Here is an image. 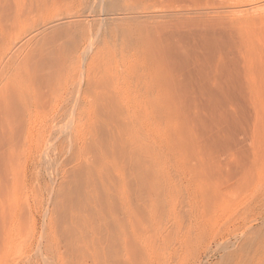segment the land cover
Masks as SVG:
<instances>
[{
    "label": "rangeland",
    "instance_id": "obj_1",
    "mask_svg": "<svg viewBox=\"0 0 264 264\" xmlns=\"http://www.w3.org/2000/svg\"><path fill=\"white\" fill-rule=\"evenodd\" d=\"M28 1L24 0V3H28ZM45 1L36 0L33 3L34 5L39 2L40 9L43 7V10H47L41 9L39 13L34 12L37 20L34 13L30 15L28 11H25L21 21L16 23L12 22L9 17L13 14L14 6L16 7L15 1L12 2L13 10H8L7 4L11 5L10 0H0L1 32L7 30L2 33L8 40L3 38L8 42L7 44L5 41L6 44H4L8 46H5L6 49H4L9 48V53L18 51L17 54H14L16 56H13L14 60L11 59V53L9 56L4 50L8 54L6 57L7 54L4 51H2L3 54L0 53V90L6 88L5 80L12 79L10 82L12 81L13 85L8 82L13 87L8 83L9 88L18 90L21 88L18 83L22 84L20 91L13 90L14 95L23 89L22 91L25 90L26 94L32 92V97L36 96L39 99L36 98L34 102L28 101L30 108L29 105L28 107L24 105L27 110L21 107L16 114H5L0 110V264H77L82 261L85 264H103L104 258H108V256L117 262H124L129 258L133 264H247L245 257H249L250 254H248V250H244V246H247L248 249L255 243L259 246L253 260L248 261V264H260L257 260L264 257V223H262L264 222V76H261L264 68L256 65V72L260 75L250 80L245 79L242 73L244 72L242 67L244 58L236 48V34L229 31L230 35H228L225 30L220 37L216 34L217 32L214 34L210 30V34L213 35H209V37L207 35L209 39L205 38L203 34V37H200L202 39H199V36L195 35L197 30L191 25L193 18L207 19L201 23L211 24L228 20L220 13L221 11L249 8L252 4H258L257 1L52 0L53 3L50 0L53 4L49 0L47 3ZM27 3L25 6H28ZM21 6L25 8L23 3L20 4V8L23 9ZM9 11L12 12L8 14ZM43 12L48 15H43ZM136 17L137 19H135ZM241 17L234 15L231 18L235 20ZM31 19L38 21V24L35 25V20ZM70 21L73 24H70ZM127 23L135 26L142 25V28L146 29H151V27L155 29L156 27V31L159 27L158 32H161L163 46H165V48L161 46L162 52L164 49L166 50L165 57L172 65L173 76H176L174 79L171 78L172 76L169 77L173 80L168 78L167 88L169 90L167 89V92L169 94L166 96L167 100L165 98V103L169 109L161 112L159 126L145 127L149 123L146 118L141 117L137 108L139 107L141 112V109H144L149 103L146 100L150 97L149 95L146 97L145 93H142L145 92V88L142 90L144 87L142 83L136 84L132 79L134 83L132 87L131 76L126 74L127 68L124 67L126 70L121 69L123 65L125 66L124 61L126 62V60V66L131 65L128 61L130 59L132 61L130 55L135 53L130 45L127 46L131 51L128 53L129 49L123 47L128 44L124 45L121 41L124 38H121V31L125 29L122 27H126ZM30 25H35L34 27H38L40 30L43 28V38L45 37L44 40H39L41 42L39 44H43L44 47L37 45V49L39 50V46L41 53L47 55H43V59L47 58V60L42 62L43 56L41 55V60L34 62V66L33 61L31 63L28 59L29 63L39 69L38 71L35 68L33 70V66L28 62L24 61L28 63L26 65L22 61L25 56L23 55V57L21 54H26L25 51L28 54L36 45V40L35 43L34 40L30 43L27 39L35 33V30L39 29ZM151 30L153 31V29ZM4 35L1 36L4 37ZM10 35L12 37H8ZM124 35L126 36L125 33ZM9 38L13 44L9 42ZM108 38L109 41H107ZM206 39L207 41H205ZM87 41L89 43L93 41L91 44L93 46L89 45ZM101 41L105 43H101ZM112 41L115 44L111 43ZM27 42L29 43L26 44ZM80 42L81 44H79ZM21 43H24L22 44L23 47L25 45L24 49L23 47L17 48ZM94 43H97L99 47ZM121 43H123L121 47L124 50L119 49L121 53L123 52L122 54L116 49L117 46L120 47ZM167 44L168 46H166ZM9 45L15 47L11 50ZM51 46L53 48H50ZM27 48L30 50L27 51ZM20 49L23 50L22 53ZM96 49L98 51L93 53ZM106 49H109L110 55L113 53L112 59L119 52L121 56L118 57L125 60L116 58L115 61H119L114 63ZM99 50L102 51L101 55L103 56L98 55L100 54ZM125 50L127 53H124ZM61 52H64L63 55L67 54L66 58L72 54L69 57L70 61H67L65 56L60 54ZM18 53L21 57L18 56ZM115 53L116 55H114ZM95 54L101 59L104 57L101 60L102 63H99L100 66L96 64L100 62V58L95 59ZM128 54L130 55L127 56ZM107 55L108 58H106ZM124 55L126 57H123ZM86 57L88 60L84 59ZM89 57L93 61H90ZM105 59H109L107 63ZM5 61L6 65L3 63ZM65 61H67L66 65L71 64L72 66H64ZM120 61H123L122 65ZM50 62L52 67L48 65ZM111 62L113 65L111 64L110 68L108 63ZM206 62H211L210 70L219 67L220 71L215 77L211 76L210 70L207 71L209 67ZM92 64L95 65V68L102 67L99 71L100 74L103 72V68L104 71L106 68L107 71L110 68L111 71L105 73H109V77H115H112L114 81L110 78L113 81L111 83V81H107V74L103 73L105 77L101 74L99 81L103 86L102 95L105 93L108 95L109 90L112 89L111 86H113V92L109 93L113 96L115 94V97L118 95L116 97L118 100L115 99L116 103L119 104L122 98L125 99L126 105L122 104V100V105L119 107L124 108L123 113L114 103L118 108L117 110L116 107L114 108L116 113L118 110L121 111V114L118 113L116 117L114 116L115 111L111 108V106L114 107L113 102H115L113 96L109 95V99L105 94L108 101H113L110 103L103 96L105 99L103 103L104 105L108 103L106 106L109 111L104 106L103 113L99 114V111H96L98 114L94 112L93 116H90L92 119L90 122L89 115L92 114H88L90 113L88 108L90 107L89 103L91 104L93 100V93L90 95L91 91L88 92L89 90L86 89L84 98L87 100L82 97L81 102L86 101L84 105L88 107L82 106L87 111L85 109L84 113L78 105L79 111L82 110V112L80 111L81 118L82 113H84V117L88 114L89 118L85 117L87 120L82 118L83 121L78 119L80 112H77L78 107L75 106L78 99H74L75 103L72 98H75L74 92L77 94L75 88L78 86V80L81 79L79 76L82 77L84 74L83 69L85 68L86 72H94L93 68H90L93 67ZM185 64L188 65L184 66ZM18 65L26 69L20 66V70L22 69L20 71ZM16 66L18 68H15ZM62 67L64 70L69 69V72L63 71L67 75L66 80L61 76ZM41 68L42 70H40ZM117 68L124 73L121 74L122 78ZM47 69H51V71ZM79 69L80 72L82 70L81 74ZM112 69L116 70L114 74ZM33 71L37 72L35 76H33ZM45 71L49 75L53 71L56 73L53 72V75H50L52 78L50 76L47 78L41 75ZM28 72L31 77L28 76ZM57 72H60V75ZM20 73L23 77L16 76ZM39 73L42 77L39 76ZM125 74L126 76H124ZM94 76L99 77V75ZM11 77L14 80L21 78V81L16 80L13 83L14 80ZM28 77L33 80L30 82ZM43 77L48 80L51 78L49 82L45 80L46 83H43L46 85L52 83V88L45 84L42 85L43 89L40 87L42 84L40 80H44ZM60 77L61 81L65 80V82L60 84ZM102 77L106 78L104 83ZM125 77L127 82H124V85L121 80H124ZM54 78H59V82L56 81L61 85V88L58 84L59 87H56L52 92L51 89L57 84ZM72 81H74L73 85ZM75 81H77L76 84ZM97 81H89V83L94 86ZM107 82H109L108 86ZM120 82L124 86L121 85L118 88ZM127 83H130V86ZM63 84L67 87H64ZM4 85L5 88H2ZM36 85L39 89L36 88ZM44 86L47 87V90L51 88L49 93L44 89ZM249 87L253 88H251V93ZM133 88L136 91L134 93ZM140 88H142L141 91ZM105 89H107L106 92ZM2 90L0 95L5 92ZM44 90L48 93H45L48 95L47 97L45 94L42 95ZM119 90L121 91L119 92ZM9 91L12 90H6L7 93ZM35 91L36 94H34ZM129 91L133 94L129 96L137 95L136 99L138 100L135 97L132 99L135 102L129 100V98H133L125 96ZM135 93L137 94L135 95ZM63 95L71 96L68 102L72 100L75 103V108L71 102L72 106L68 110L72 113L63 110V106H65L63 103H66L67 100L63 101L65 99ZM53 96L54 98H52ZM49 98L51 101L47 102ZM129 102L130 105L127 104ZM28 103L26 101V105ZM48 104L51 105L48 106ZM109 104L111 105L109 106ZM0 108L3 109V105ZM110 108L114 114L111 113ZM126 108L130 111H126ZM104 110L107 112L106 115H104ZM165 112H167L166 115ZM126 113L129 114V117L125 115ZM109 115L113 117L107 118L106 116ZM130 115L134 118L132 120L135 124L133 121L132 124L129 123ZM122 116L125 118L124 121H118V117L121 120ZM110 118H116L118 122H115V119L108 121ZM75 119H77L76 121L80 120V123L76 124ZM92 123L96 128L92 126ZM100 125L104 127L108 125L106 126L108 132ZM145 133H148L147 137ZM103 136L105 137L103 138ZM106 136H109L111 140ZM154 139L155 143H153ZM116 143L118 147L122 146L117 148ZM121 143H124L126 149L134 150L137 146L134 151L136 158L133 157V162H131L132 158L130 160L127 157L129 160L127 158L125 160L126 155L123 156L122 153L125 149ZM108 147L115 153H111ZM118 154H123V158ZM245 240L244 246L240 249L241 242ZM209 250L215 254L207 258L211 254V252H207Z\"/></svg>",
    "mask_w": 264,
    "mask_h": 264
},
{
    "label": "bare ground",
    "instance_id": "obj_2",
    "mask_svg": "<svg viewBox=\"0 0 264 264\" xmlns=\"http://www.w3.org/2000/svg\"><path fill=\"white\" fill-rule=\"evenodd\" d=\"M6 1V0H5ZM15 1V4H16V7L14 6V10H13V7H12V2H13V0H10V3H11V7L10 6H8V2L6 3L7 4V7H9L8 8V10H13V14L12 15H10L9 17H10V20L12 21V22H16V23H18L19 21H21V18L22 17H24V15H25V11H28V14H30L31 15V13H39L40 11L39 10H43V7H41V9H40V6H41V4H39V2H37L36 4H34L33 5V3H35V1L36 0H29L28 1V3L27 2H25V3H27L28 4V6H25V3H24V0H14ZM50 1V0H49ZM52 1V0H51ZM50 1V3H54V1H52L51 2ZM57 1V0H56ZM255 1H257V3L258 4H252L249 8L247 7V8H243V9H229V10H223V11H221L220 13L225 17V18H227L228 20H224V21H221V22H219V23H213V24H211V23H201V22H203L204 20H207V19H200V18H198V19H192V28H193V26H194V29H196L197 30V32H199V33H197V32H195V35H198L199 36V39H202V38H200L201 36H202V34L203 35H205V38H208L209 37V35H213V34H210L211 32L213 33L214 32V34L216 33V34H218L219 36L223 33V31H225L226 30V32L225 33H227L228 32V35H230L229 34V31L231 32V33H235L236 34V36H237V39H235V44H236V48H237V50L240 52V53H242V55H243V58H244V60H243V71L244 72H242L243 73V75H244V78L245 79H253V78H256L258 75H260V73H257L256 72V69H255V66L256 65H260V66H263V68H264V0H255ZM30 2V3H29ZM46 3L48 2L47 0L45 1ZM1 3V2H0ZM14 3V2H13ZM24 4V6H25V8H23V6H21L23 9H21L20 8V4ZM42 3V2H41ZM50 3L49 4H47L48 6L50 5ZM52 3V4H53ZM5 4V3H4ZM5 4V5H6ZM26 4V5H27ZM52 4H51V6H52ZM61 4V3H60ZM55 5V4H54ZM2 6V5H1ZM3 7V6H2ZM27 7V8H26ZM46 7V6H45ZM63 8V7H62ZM61 8V9H62ZM70 8V7H69ZM7 9V8H6ZM5 9V10H6ZM45 9V8H44ZM47 9V8H46ZM3 10H4V8H3ZM7 11V10H6ZM43 11H47V10H43ZM10 12H12V11H9L8 12V14L10 13ZM25 12V13H24ZM4 13H6V12H4ZM3 13V14H4ZM34 13V14H35ZM48 15V14H46V13H44L43 12V15ZM29 15V16H30ZM33 15V14H32ZM40 15V14H39ZM234 15H239V16H242L241 18H238V19H235V20H233L231 17L232 16H234ZM34 16H36V14L34 15ZM33 16V18H35ZM1 17H3V16H1ZM8 17V16H7ZM126 17V16H125ZM27 18H29L28 17V15H27ZM52 18V17H51ZM2 19V18H1ZM8 19V18H7ZM119 19V18H118ZM117 19V20H118ZM129 19V17L127 18V20ZM135 19H137V17L135 18ZM9 20V19H8ZM32 20V19H31ZM35 20V19H34ZM34 20H32V21H34ZM36 20H37V16H36ZM34 21V24L36 25V24H38V21H39V18H38V21ZM130 20H132V18L130 17ZM129 20V21H130ZM146 20V19H145ZM148 20V19H147ZM146 20V21H147ZM111 21V20H110ZM114 21V20H113ZM120 21V20H119ZM128 21V22H129ZM179 21H181V20H179ZM37 22V23H36ZM71 22V21H70ZM82 22V21H81ZM122 22V21H121ZM134 22H136V21H134ZM150 22V21H149ZM32 23V22H31ZM53 23H54V21H53ZM126 23V20L124 21V24ZM133 23V22H132ZM137 23H139L138 21H137ZM152 23V22H151ZM176 23H178V22H176ZM182 23V22H181ZM186 23H187V21H186ZM186 23H184V24H186ZM5 24H7V23H5ZM70 24H73L72 22L70 23ZM92 24V23H91ZM107 24V23H106ZM105 24V25H106ZM123 24V26H125ZM147 24V23H146ZM34 25V26H35ZM47 25H48V23H47ZM110 25H112V24H110ZM149 25V24H148ZM155 25V24H154ZM177 25V24H176ZM178 25H180L179 23H178ZM177 25V26H178ZM190 25V26H191ZM14 26V25H13ZM31 26V25H30ZM34 26H31V27H34ZM55 26H56V24H55ZM115 26V25H114ZM181 26V25H180ZM186 26H187V24H186ZM6 27V26H5ZM52 27V26H51ZM66 27V26H65ZM79 27V26H78ZM86 27V26H85ZM97 27V26H96ZM112 27V26H111ZM153 27H155V26H153ZM161 27V26H160ZM189 27V26H188ZM35 28V27H34ZM36 28H38V27H36ZM35 28V29H36ZM41 28V27H40ZM48 28V27H47ZM50 28V27H49ZM57 28V27H56ZM59 28V27H58ZM116 28H118L117 26H116ZM123 28H125V29H123ZM158 28V31H159V27H157ZM182 28V27H181ZM190 28V27H189ZM1 29H2V27L0 26V34L2 33V32H5V31H7V30H2V32H1ZM4 29V28H3ZM6 29V28H5ZM39 29V28H38ZM43 29V28H42ZM42 29L40 30H35V33L34 34H32V36H29V38L27 39V41H30V43H31V41L32 40H34V43H35V40H36V45L29 51L28 50V48H27V51H29L28 52V54H27V52L25 51V53L27 54H21L22 53V51H21V49H20V51H21V55L25 58L24 60H22L23 61V63H25L26 65L29 63V62H31V61H33V63L35 62H38L39 60H41L40 59V57H41V55L43 56V55H45V53L44 54H42L41 53V50H40V47L38 46V48H39V50L37 49V45H41V44H39V43H41V42H39V40L40 41H42L41 39H43L44 40V38H43V32H42ZM51 29H53V28H51ZM64 29V28H63ZM88 29V28H87ZM106 29H107V27H106ZM122 29L124 30H122L121 31V38L122 37H124L123 38V40H121V41H123V43H124V45L125 44H128V45H126V46H123V43H121V45H119L120 47H118L117 46V48L116 49H118V51H120V49H121V51H122V49H123V47H127V46H131V48H132V50L135 52V53H133L132 54V56L130 55V54H128L127 56H129L130 55V58L132 57V61H131V59L128 57V59H130L129 61H128V63L130 62V66H126V62H127V60H126V62L124 61V63H125V66L123 65V68H121V69H125L126 70V68H127V73L126 74H128V75H130L131 76V82L134 80L135 82H136V84H141L142 83V85L144 86L143 87V89L142 88H140V91H141V89L142 90H144V88H145V92H142V93H145V95H146V97L149 95V97H150V99H147L146 101L147 102H149L145 107H144V109H141V112H140V109H139V107L137 108L139 111H137V112H139V113H141V117H144V118H146V121H148V123L149 124H147V125H145V127H149V125L152 127V126H159V122H161L160 121V118H161V112H164V110H167V108L169 109V107H167V103H165V98H166V96H167V94H169L168 92H167V89L169 90V88H167L168 86H167V81H168V78L169 77H171V78H173L174 79V77H176L175 75L173 76V72H174V70H172V65H171V63L169 62V60H167V57H165L166 56V54H165V46H163L164 45V43L162 42V38H161V32H158V31H156L157 29H156V27H155V29L154 28H152L151 27V29H153V31L151 30V29H146L145 27L144 28H142V25H133V24H128L127 23V25H126V27H122ZM163 29V28H162ZM178 29V28H177ZM194 29H193V31H194ZM46 30H48V29H46ZM54 30V29H53ZM59 30V29H58ZM62 30V29H61ZM79 30V29H78ZM117 30V29H116ZM116 30H115V32H116ZM119 30V29H118ZM156 32H155V31ZM187 30L189 31V29L187 28ZM211 30V32H209ZM34 31V30H33ZM55 31H56V29H55ZM65 31H67V30H65ZM97 31V30H96ZM112 31V30H111ZM120 31V30H119ZM118 31V32H119ZM31 32V31H30ZM57 32V31H56ZM55 32V33H56ZM106 32H108V31H106ZM114 32V31H113ZM153 32H155V33H153ZM32 33V32H31ZM65 33V32H64ZM71 33V32H70ZM105 33V32H104ZM124 33L126 34V36L124 35ZM182 33V32H181ZM185 33V32H184ZM183 33V34H184ZM9 34V33H8ZM83 34V33H82ZM135 36H134V35ZM165 34V33H164ZM1 35H4L3 33L1 34ZM0 35V36H1ZM42 35V36H41ZM50 35V34H49ZM84 35H86V34H84ZM109 35V34H108ZM117 35V34H116ZM207 35H208V37H207ZM21 36V35H20ZM106 36H107V34H106ZM180 36V35H179ZM184 36V35H183ZM182 36V37H183ZM197 36V37H198ZM6 36L4 35V37L3 36H1L0 37V53L2 52V51H4L6 48H5V44L7 43L8 44V40L5 38ZM8 37H12L11 35L10 36H8ZM59 37V36H58ZM103 37V36H102ZM108 37H110V35L108 36ZM112 37V36H111ZM116 37V36H115ZM203 37V36H202ZM221 37V36H220ZM3 38L4 39H6L5 41H6V43H5V41L3 40ZM52 38V37H51ZM57 38V37H56ZM106 38V37H105ZM114 38V37H113ZM120 37H118V39H119ZM120 38V39H121ZM19 39H21V38H19ZM99 39V38H98ZM104 39V38H103ZM115 39V38H114ZM116 39H117V37H116ZM184 39V38H183ZM209 39V38H208ZM10 38H9V42H10ZM24 40V39H23ZM84 40H86L85 38H84ZM83 40V41H84ZM93 40V39H92ZM101 40V39H100ZM107 40V39H106ZM106 40H105V42H106ZM186 40V39H185ZM197 40V39H196ZM26 41V40H25ZM48 41V40H47ZM67 41V40H66ZM82 41V40H81ZM107 41H109V38H108V40ZM118 41H120V40H118ZM187 41V40H186ZM205 41H207V39L205 40ZM204 41V42H205ZM11 42H12V40H11ZM10 42V43H11ZM64 42V41H63ZM70 43L72 42V41H69ZM75 42H76V40H75ZM74 42V43H75ZM88 42V41H87ZM93 42V41H92ZM89 43V45H91V44H93V43ZM105 42H102L101 41V43H105ZM198 42V41H197ZM5 43V44H4ZM9 43V44H10ZM15 43V42H14ZM29 42H27L26 44H28ZM65 43V42H64ZM73 43V42H72ZM77 43H78V41H77ZM86 43V42H85ZM99 43V42H98ZM100 43V45H102ZM110 43V42H109ZM111 43H113V41L111 42ZM163 43V44H162ZM165 43H167V42H165ZM191 43V42H190ZM11 44H13V43H11ZM22 44H24V43H21V45H19V46H17V48L19 49V47H23L22 46ZM44 44H45V42H44ZM79 44H81V42L79 43ZM83 44V43H82ZM95 44V43H94ZM113 44H115V43H113ZM113 44H111V45H113ZM162 44V45H161ZM184 44V43H183ZM30 46H31V44H29ZM43 45V44H42ZM41 45V46H42ZM51 45V44H50ZM53 45V44H52ZM65 46H66V44H64ZM70 45V44H69ZM72 45V44H71ZM77 45V44H76ZM96 46L98 45L97 43L95 44ZM108 45H110V44H108ZM107 45V46H108ZM178 45V44H177ZM8 46V45H7ZM6 46V47H7ZM13 46V45H12ZM10 47V45H9V47H10V49L12 50V48H14V47ZM28 46V45H27ZM49 46V45H48ZM77 46H79V45H77ZM82 46V45H81ZM91 46H93V45H91ZM102 46H105V45H102ZM121 46H123V47H121ZM155 46V47H154ZM161 46H163L164 48V50H163V52H164V54H163V52H162V47ZM166 46H168V44L166 45ZM179 46V45H178ZM196 46V45H195ZM24 47H25V45H24ZM24 47H23V49H24ZM42 47H44V46H42ZM72 47V46H71ZM70 47V48H71ZM89 47V46H88ZM87 47V48H88ZM97 47H99V46H97ZM106 47V46H105ZM116 46L114 45V48H115ZM190 47V46H189ZM193 47H194V45H193ZM211 47V46H210ZM5 48V49H4ZM17 48H15V49H17ZM31 48V47H30ZM50 48H53L52 46L50 47ZM78 48V47H77ZM77 48H75V49H77ZM83 48V47H82ZM96 48V47H95ZM111 48V47H110ZM120 48V49H119ZM130 47H127V49H129ZM152 48V49H151ZM180 48V47H179ZM191 48V47H190ZM195 48V47H194ZM43 49V48H42ZM60 49H61V47H60ZM59 49V50H60ZM98 49H100V48H98ZM115 49V50H116ZM200 49V48H199ZM198 49V50H199ZM9 48H7V50H5L8 54H9V56H10V53H9ZM53 50V49H52ZM58 50V49H57ZM58 50V51H59ZM65 50V49H64ZM92 50H94V48H92ZM102 50H103V48H102ZM109 50V49H108ZM108 50L106 49V51L108 52ZM124 50V49H123ZM4 51V52H5ZM16 52H18L17 50H15ZM38 51V52H37ZM46 51H48V50H46ZM63 51V50H62ZM69 51V50H68ZM98 50L96 49L95 51H93V53H96ZM106 51H103V52H106ZM112 51L114 52V49L112 48ZM121 51H120V53H121ZM132 51V52H133ZM5 52V54H7ZM16 52H14V53H11V59H13L14 60V58H13V56L15 57L16 55H14V54H17ZM49 52H50V49H49ZM54 52V51H53ZM75 52V51H74ZM77 52V51H76ZM99 52H100V54H98V55H100V56H103V55H101V50H99ZM98 52V53H99ZM126 52V50L124 51V53ZM129 52H131L130 51V49L128 50V53ZM195 52V51H194ZM256 52V53H255ZM19 53H18V56H19ZM64 53V52H63ZM63 53L61 52L60 54H62L63 55ZM72 53V52H71ZM110 53H112V52H110ZM117 53V52H116ZM116 53L114 54V55H116ZM123 53V52H122ZM121 53V54H122ZM127 53V52H126ZM2 54H3V52H2ZM8 54L7 55H5V57L6 56H8ZM13 54V55H12ZM105 55L107 54V53H104ZM108 54H109V52H108ZM113 54V53H112ZM112 54L110 55V56H112ZM173 54V53H172ZM50 55H51V53H50ZM54 55L56 56V54L54 53ZM58 55V54H57ZM67 54L65 53L63 56H65V58L67 57L66 56ZM185 55V54H184ZM45 56H47V55H45ZM49 56V55H48ZM52 56V55H51ZM59 56V55H58ZM70 56H72V54L71 55H69L68 56V58H66L67 59V61H70L69 60V57ZM77 56V55H76ZM86 56V55H85ZM95 56L96 57H94L95 59L97 58V57H99V56H97L96 54H95ZM118 56H121V55H119V52H118V54L116 55V57L114 58V59H112L113 58V56L111 57V59L112 60H114V63L115 62H118L119 60H121ZM1 57V56H0ZM19 57H21V56H19ZM57 57V56H56ZM55 57V58H56ZM62 56L60 55V58H61ZM91 57V56H90ZM89 57V58H90ZM123 57H126L125 55L123 56ZM186 57V56H185ZM9 58V59H10ZM44 58V56L42 57V62H43V60L45 61V59L47 60V58H45V59H43ZM50 58V57H49ZM72 58V57H71ZM100 59V62H98V63H96V62H94V63H96V64H99V63H102V61L101 60H103L104 59V57L101 59V57H99ZM106 58H108V55L106 56ZM116 58H119V60L117 61H115V59ZM183 58H184V56H183ZM189 58V57H188ZM193 58V57H192ZM16 59H17V57H16ZM15 59V60H16ZM20 59V58H19ZM30 61H29V60ZM51 59V58H50ZM53 59V58H52ZM66 59H64V60H66ZM74 59V58H73ZM85 60L87 59L88 60V58L86 57V58H84ZM124 59V58H123ZM122 59V60H123ZM59 60V59H58ZM90 61H93L91 58L89 59ZM97 60H98V58H97ZM106 60V63L108 62V60L109 59H105ZM125 60V59H124ZM174 60V59H173ZM10 61V60H9ZM24 61H26V62H28V63H26V62H24ZM40 61V62H41ZM51 61V60H50ZM67 61H65L64 62V66L66 65L65 63L67 62ZM84 61V60H83ZM95 61V60H94ZM181 61H183V60H181ZM191 61V60H190ZM15 62H17V61H15ZM14 62V63H15ZM53 62V61H52ZM88 62V61H87ZM104 63H105V61H103ZM123 63V61H120V64L122 65V63ZM132 62V63H131ZM3 63H5L4 65H6V61L5 62H3ZM13 63V62H12ZM32 63V62H31ZM31 63H29L30 65H32ZM35 63H34V66H35ZM47 63H49V62H47ZM61 63H62V61H61ZM74 63V62H73ZM85 63H86V61H85ZM85 63H84V65H85ZM105 63V64H106ZM198 63V62H197ZM203 63V62H202ZM201 63V64H202ZM16 64V63H15ZM21 65H22V63H20ZM51 62H50V64H48V65H50L49 67H52L51 66ZM113 65V62H111V63H108V65L110 66V65ZM118 64V63H117ZM117 64H115V65H117ZM120 64H118V65H120ZM175 64V63H174ZM173 64V65H174ZM179 64V63H178ZM21 65H18L19 66V68H18V66H16L15 68H18L19 70H20V68L22 67V68H24L23 66H21ZM36 65H38V64H36ZM40 65V64H39ZM38 65V66H39ZM44 66H45V64H43ZM47 65V64H46ZM69 65H71V64H69ZM68 64L66 65L67 67L69 66ZM93 65V67L91 66H89L91 69L93 68V69H95V70H93L92 69V71H94V72H90V71H84V69H83V76L81 77V76H79V79L80 80H78V86H77V88H75L76 89V91H77V94H76V92H74L75 93V98H72V100L74 101V99H78L76 102H77V104H75V103H73V101L71 100V102L73 103V107L75 108V106L77 105V107H78V109H76V110H78L77 112H82V110H80L79 111V105H80V107L83 109V111L88 107H86L84 104H86L85 102V100H87V99H85L84 98V93L86 92V89H87V91L88 92H90L91 91V93H90V95H92V93H93V95H92V97H93V100H92V102H91V104L89 103V101L87 102V105H88V103H89V105H90V107L88 108V109H90V110H88V112H90V113H88V112H86V113H88V114H92V115H89V117L91 116H93V114H94V112L96 113V114H100V113H103V109H105L106 107H107V111H109L108 110V106H106V105H108V103L106 104L105 103V105H104V103H103V100H104V102H105V99L103 98V96L106 94H104V95H102L103 94V86L101 85V83L102 82H100L99 80H101V78H100V76H101V74H107L106 75V78H107V76H108V78H107V81H111V83L114 81V79H112V77L113 76H110L109 77V73H105L107 70V68L105 69V71H104V68H103V72H101V74H100V72L99 71H101V69H102V67L101 68H98V66L95 68V65L94 64H92ZM101 64H99V66H100ZM107 65V64H106ZM105 65V67H108V66H106ZM120 65V66H121ZM129 65V64H128ZM188 65V64H187ZM186 64L184 65V66H187ZM206 65H207V67H209L208 69H207V71L208 70H210V65H211V62H206ZM9 66V65H8ZM15 66V65H14ZM21 66V67H20ZM29 66V65H28ZM33 66V65H32ZM31 66V67H32ZM33 66V70H34V68L36 69V67H34ZM37 66V67H38ZM41 66V65H40ZM62 66V65H61ZM72 66V65H71ZM70 66V67H71ZM119 66V67H120ZM190 66V65H189ZM6 67V66H5ZM30 67V68H31ZM54 67V66H53ZM80 67H82V65H80ZM114 67H116V66H114ZM118 67V68H119ZM124 67H126V68H124ZM45 68V67H44ZM55 68H57V67H55ZM66 68V67H65ZM87 68V67H86ZM110 68H111V66H110ZM109 68V69H110ZM112 68H113V66H112ZM117 68V69H118ZM185 68V67H184ZM7 69V68H6ZM10 69H11V67H10ZM24 69H26V68H24ZM23 69V71H25ZM62 72L63 71H65L64 70V67H62ZM68 69V68H67ZM91 69H89V70H91ZM108 69V71H111V69L109 70ZM120 69V70H121ZM12 70H13V68H12ZM17 70V69H16ZM18 70V71H19ZM22 70V69H21ZM20 70V71H21ZM37 71L39 70V69H36ZM40 70H42V68L40 69ZM46 70V69H45ZM47 70H50L51 71V69H47ZM53 70V69H52ZM61 70V69H60ZM119 70V69H118ZM119 70V71H120ZM172 70V71H171ZM29 71H31V70H29ZM66 71H68L69 72V69L68 70H66ZM65 71V72H66ZM71 71V70H70ZM107 71V72H108ZM114 71H116L115 69H114ZM114 71H113V69H112V72H113V74H114ZM177 71V70H176ZM175 71V72H176ZM201 71V70H200ZM206 71V72H207ZM211 71V76L212 77H215L217 74H218V71H220V69H219V67H216V68H214V69H211L210 70ZM7 72V71H6ZM14 72V71H13ZM16 72V71H15ZM27 72V71H26ZM34 72V71H33ZM47 71H45V72H42V74L41 73H39V76H41V75H43L44 77H47V78H49V76L54 72H52V73H50V75L48 74V72L46 73ZM67 72V73H68ZM79 72H80V69H79ZM81 72H82V70H81ZM81 72H80V74H81ZM85 72H86V74H85ZM111 72V73H112ZM186 72H189V71H186ZM17 73V72H16ZM30 72H28L27 74H29ZM35 73H37V72H34L33 74V76H35ZM43 73H45V74H43ZM54 73H56V72H54ZM59 75H60V72H57ZM64 73V72H63ZM63 73H61V76L62 77H64V79H65V77L67 76V75H65L66 73H64V75H63ZM119 74H120V77L122 78L123 76H121V74L123 73V72H118ZM32 74V73H31ZM41 74V75H40ZM79 74V73H78ZM102 75V76H104L105 77V75ZM112 74V75H113ZM124 74V73H123ZM126 74L124 75V76H126ZM177 74H178V72H177ZM187 74V73H186ZM4 75V74H3ZM2 75V76H3ZM10 75V74H9ZM21 76L22 75V73H20V75L19 74H16V76ZM53 75V74H52ZM51 75V76H52ZM94 75H99V77H95ZM111 75V74H110ZM190 75V74H189ZM7 76V75H6ZM15 76V77H16ZM29 77H31L30 76V74L28 75ZM36 76H38V74H36ZM50 76V77H51ZM54 76H56V75H54ZM117 76H118V74H117ZM261 76H264V71H262L261 72ZM10 77V76H9ZM19 77H18V79H19ZM21 77H23V76H21ZM26 77H27V75L25 76V80H26ZM28 77V79H30ZM42 77V76H41ZM43 77V78H44ZM58 77V76H57ZM119 77V76H118ZM4 78V77H3ZM11 78H13V77H11ZM32 78H34V77H32ZM36 78V77H35ZM38 78V77H37ZM40 78V77H39ZM42 78V79H43ZM52 78V77H51ZM50 78V79H51ZM76 78H78V77H76ZM103 78V77H102ZM106 78L104 79L103 78V83L106 81ZM113 80H111V79ZM113 78H115V77H113ZM120 78V79H121ZM127 78H128V76H127ZM2 79V78H1ZM24 79V78H23ZM41 79V78H40ZM49 79V80H50ZM109 79V80H108ZM129 79V78H128ZM133 79V80H132ZM173 79H170L169 78V80H173ZM182 79V78H181ZM5 80V79H4ZM10 80H12V79H10ZM10 80H5L6 82H7V85H6V88H5V85L2 87V88H5V89H3L5 92H3V94H1L0 95V106H2L3 105V109H1L0 108V110L1 111H3L5 114H12V113H18V111H19V109L21 108V107H23L25 110H27V108H25V106H27L28 107V105L30 104V102L28 103V101H31V102H34V101H36V96L35 97H32L33 95H32V92H30L29 94H28V92H27V94L24 92V91H22L21 90V92L20 93H17L16 95H14V91L13 90H15L16 92H18V90L20 91V89L22 88V84H20V83H18L20 86H21V88H20V86H19V88L20 89H18L17 87H16V85H15V88H17L18 90H16V89H13V88H9L8 86V83L10 82ZM13 80H14V78H13ZM17 79H15L14 80V82L13 83H15V81H16ZM33 80V79H32ZM31 79H30V82L32 81ZM37 80H39V79H37ZM45 80H47V82H49V80L48 79H45L44 78V80H40V81H42V84H41V86L40 87H42V89H43V86L42 85H44L45 83H46V81ZM53 80V79H52ZM54 80H55V82L57 83L56 84V86L53 88V89H51L53 86H51V84L52 83H50V85H46L45 84V86H51V91L52 90H54L56 87H59L60 86V88H61V77H60V84L58 83L59 81V78H57V79H55L54 78ZM58 82H57V81ZM66 80V79H65ZM65 80L63 81V82H65ZM72 80V79H71ZM97 81L96 83H94V86L91 84V83H89V81ZM119 80V79H118ZM125 80V81H124ZM124 80L122 79L121 80V82L123 81V83L124 82H127L126 81V77L124 78ZM9 81V82H8ZM17 81H21V78L19 79V80H17ZM24 81V80H23ZM35 81V80H34ZM33 81V82H34ZM254 81V80H253ZM2 82H4V81H2ZM12 82V81H11ZM10 82V83H11ZM27 82V81H26ZM33 82H32V84H33ZM43 82H45V83H43ZM51 82H53V81H51ZM62 82V83H63ZM71 82V81H70ZM73 82L74 81H72V85H73ZM76 82L77 81H75V84H76ZM119 82V81H118ZM120 82V85L119 84H117V85H119V87L118 88H120L121 87V85H122V83ZM128 82H130V81H128ZM170 82V81H169ZM168 82V83H169ZM172 82H175V81H172ZM171 82V83H172ZM9 83V84H10ZM28 83V82H27ZM54 83V82H53ZM67 83V82H66ZM108 83L109 82H107V86H108ZM116 83V81L114 82V84ZM133 83V82H132ZM250 83H253V82H251L250 81ZM3 84H6V83H3ZM12 84V83H11ZM10 84V86L11 87H13L12 85ZM17 84V85H18ZM24 84V83H23ZM34 84H36V83H34ZM38 84V83H37ZM39 84H40V82H39ZM58 84H59V86H58ZM82 84V85H81ZM86 84V85H85ZM130 84V83H129ZM128 83H127V85H129ZM1 85H2V83H1ZM65 84H63V86H64ZM86 87H85V86ZM110 85V84H109ZM124 85H125V83H124ZM124 85H122V87L124 86ZM132 85H134V83L133 84H131V86ZM253 85H254V83H253ZM34 86V85H33ZM45 86H44V89H46L47 90V87L45 88ZM105 86H106V84H105ZM130 86V85H129ZM128 86V87H129ZM169 86L171 87V84H169ZM247 86H248V84H247ZM251 86V85H250ZM27 87V86H26ZM64 87H67V86H64ZM74 87V86H73ZM112 87V89H110L109 90V92L111 91V92H113L112 90H114V87L113 86H111ZM117 87V86H116ZM133 87V86H132ZM132 87H130V88H132ZM138 87V86H137ZM174 87V86H173ZM185 87V86H184ZM256 87V86H255ZM23 88H24V86H23ZM31 88V87H30ZM36 88L37 89H39L38 87H37V85H36ZM35 88V89H36ZM117 88V89H118ZM130 88H126V89H130ZM252 88V87H251ZM250 87H249V89H250V93L252 92V89H251ZM32 90H34V88H31ZM41 89V90H42ZM49 89V90H50ZM58 89V88H57ZM66 89V88H65ZM68 89V88H67ZM125 89V88H124ZM123 89V90H124ZM134 89V88H133ZM135 89H136V87H135ZM135 89L134 90H132L133 91V93L134 92H136L135 91ZM170 89H172V88H170ZM176 89V88H175ZM256 89H257V87H256ZM2 90V89H1ZM0 90V91H1ZM2 90V91H3ZM6 90H12V91H9L8 93L6 92ZM49 90H47V92L49 91ZM69 90V89H68ZM71 90V89H70ZM106 90L107 89H105V92H106ZM122 90V89H121ZM121 90H119V92L121 91ZM177 90V89H176ZM45 91V90H44ZM43 91V93H42V95L43 94H45V93H47L46 91L44 92ZM63 91V90H62ZM125 91V90H124ZM138 91H139V89H138ZM171 91V90H170ZM254 91V90H253ZM24 92V93H23ZM42 92V91H41ZM40 92V93H41ZM52 92H54V91H52ZM65 92V91H64ZM69 92V91H68ZM71 92V91H70ZM108 92V95H107V97L110 99V96L109 95H111L110 93ZM115 92V91H114ZM119 92H117V93H119ZM126 92H127V90H126ZM125 92V93H126ZM37 92L35 91V93L34 94H36ZM49 93V92H48ZM47 93V94H48ZM51 93V92H50ZM67 93V92H66ZM72 93V92H71ZM53 94V93H52ZM55 94H56V90H55ZM54 94V95H55ZM89 94V93H88ZM113 94V93H112ZM122 94H124V93H122ZM121 94V95H122ZM128 95H125V96H129L130 94H132L131 93V91H129L128 93H127ZM137 93H135V95H136ZM139 94V93H138ZM141 94V93H140ZM46 95V94H45ZM49 95H51V94H49ZM71 95V94H70ZM133 95V94H132ZM144 95V94H143ZM144 95V96H145ZM172 97H173V95L172 94H170ZM48 95H46V97H47ZM52 96V95H51ZM64 96V95H63ZM71 96H73V93H72V95ZM70 96V97H71ZM87 96V95H86ZM111 96H113V95H111ZM118 96V95H117ZM116 96V97H117ZM120 96V95H119ZM124 96V97H125ZM65 97V96H64ZM70 97H65V99L64 98H62V99H64L63 101H65L66 99V103H63V101H62V103H63V105L65 104V106H63L64 108H63V110L64 111H66V112H68V113H72V111H68L69 109H70V107L72 106V104H71V102H68V99H71ZM82 97L85 99H83L85 102H81V100H82ZM87 97H91V96H87ZM86 97V98H87ZM105 97V96H104ZM107 97H105L106 98V100L108 101L109 99H107ZM116 97H115V94H114V96H113V99H114V101H115V99H116ZM129 97H133V96H129ZM135 97V99L136 98H138L137 97V95L136 96H134ZM134 97L133 98H129V100H131V101H133L132 99H134ZM52 98H54V96L52 97ZM142 98H144V97H142ZM56 99H58L57 98V96H56ZM90 99H92V98H90ZM112 99V98H111ZM121 99V98H120ZM119 99V100H120ZM145 99V98H144ZM37 100H39L38 98H37ZM116 100H118V98L116 99ZM123 100V98L120 100V103L119 104H117L116 102L117 101H115V102H113L112 100V102H113V104L115 103L116 105H117V107L119 108L120 107V105H124L126 102H124V100H123V103L121 102ZM136 100H138V99H136ZM166 100H167V98H166ZM26 101H27V105H26ZM48 101H51V99L49 98V100H47V102ZM106 101V102H107ZM126 101H127V99H126ZM39 102V101H38ZM41 102V101H40ZM108 102H110V101H108ZM112 102H110V103H112ZM133 102H135V101H133ZM133 102H131V103H133ZM168 102V101H167ZM37 103V102H36ZM61 103V104H62ZM83 103V104H82ZM122 103V104H121ZM40 104V103H39ZM39 104H37V105H39ZM74 104H75V106H74ZM79 104V105H78ZM112 104V105H113ZM114 104V107L113 106H111V108H113V110H114V108L116 107V105ZM128 105H130V102L129 103H127ZM137 104V103H136ZM136 104H135V106H136ZM142 104V103H141ZM140 104V105H141ZM25 105V106H24ZM36 105V106H37ZM51 105V104H50ZM49 104H48V106H50ZM82 105H84L86 108H84ZM111 104H109V106H110ZM126 105V104H125ZM127 105V106H128ZM133 105V104H132ZM137 105H139V103L137 104ZM104 106H105V108H104ZM32 107V106H31ZM73 107H72V109H73ZM116 107V110L118 109ZM121 107H123V106H121ZM124 107H126V106H124ZM130 107H132V106H130ZM129 107V108H130ZM29 108H30V105H29ZM28 108V109H29ZM50 108V107H49ZM80 108V109H81ZM110 108V110H112ZM140 108H141V106H140ZM58 109V108H57ZM119 109H121V108H119ZM123 109L124 108H122L121 110H122V113H123ZM127 109V108H126ZM125 109V110H126ZM134 109V108H133ZM24 110V111H25ZM61 110H62V107H61ZM73 110H75V109H73ZM113 110H112V114H114V113H116V110H114L115 112L113 113ZM124 110V111H125ZM130 110H131V108H130ZM130 110H126V111H130ZM136 110V109H135ZM23 111V112H24ZM86 111H87V109H86ZM98 113H97V112ZM101 111V112H100ZM105 111V113H104V115H106V110H104ZM119 111V112H118ZM117 111V113L116 114H114V116L116 117L117 116V114L119 113V114H121V111L120 110H118ZM134 111V110H133ZM170 111V110H169ZM75 112V111H74ZM77 112H76V115H77ZM81 112H80V114H79V117L80 118H78V119H82V118H89V117H87V115L88 114H86V116L84 117V113H85V111H84V113H82V118H81ZM92 112V113H91ZM109 113V112H108ZM130 113H132V112H130ZM166 113L167 112H165V115H166ZM163 114V113H162ZM108 115V114H107ZM124 115V114H123ZM126 116H128L127 115V113L125 114ZM133 115V114H132ZM140 115V114H139ZM112 116V115H111ZM110 115L109 116H106L107 118H109V117H111ZM121 116V115H120ZM91 117H90V122H92L91 120ZM113 117V116H112ZM123 117V116H122ZM129 117V116H128ZM75 118H77V117H75ZM84 119V120H87V119ZM107 118H105L106 119V121H107ZM127 118V117H126ZM130 118H131V120L129 121V123H131L133 120L132 119H134V118H132L131 117V115H130ZM136 118V117H135ZM139 118H140V116H139ZM105 119H103V120H105ZM112 119H115V122H118V121H121L122 122V120L124 121V117L121 119V117H120V119L121 120H119V117H118V121L116 120V118H112ZM111 118H110V120H108V121H111L112 120ZM29 120V119H28ZM77 119H75V121H76ZM80 120H78V121H76V124L77 123H80L79 121ZM25 121V123H26V120H24ZM82 121H83V119H82ZM82 121H81V123H82ZM89 121V120H88ZM105 121V122H106ZM144 121H145V119H144ZM103 122V121H102ZM104 122V123H105ZM113 122H114V120H113ZM128 122V121H127ZM134 122V121H133ZM132 122V123H133ZM86 123H87V121H86ZM106 123H108V122H106ZM105 123V124H106ZM110 123V122H109ZM120 123V122H119ZM124 123V122H123ZM131 123V124H132ZM146 123V122H145ZM103 124V123H102ZM111 124V123H110ZM116 124H118V123H116ZM122 124V123H121ZM134 124H135V122H134ZM133 124V125H134ZM25 125V124H24ZM91 125V124H90ZM104 125V124H103ZM123 125H125V124H123ZM128 126H129V124H127ZM92 126H94L95 127V125H93V123H92ZM99 126V125H98ZM101 127H104V126H102V125H100ZM106 126H108V125H105V129L104 130H106ZM136 126V125H135ZM141 126H144V125H141ZM140 126V127H141ZM151 127H149V128H151ZM164 127V126H163ZM96 128V127H95ZM99 128V127H98ZM157 128V127H156ZM156 128H154V129H156ZM93 129V128H92ZM102 129V128H101ZM142 129H143V127H142ZM157 129H159V128H157ZM166 129V128H165ZM104 130H101V131H104ZM153 130V129H152ZM107 131V130H106ZM142 131V130H141ZM149 131H150V129H149ZM158 132H160V130H157ZM156 131V132H157ZM108 132V131H107ZM144 132V131H143ZM142 132V133H143ZM161 132H162V129H161ZM104 134V133H103ZM105 134H106V132H105ZM104 134V135H105ZM146 134V137H147V134L148 133H145ZM151 135V134H150ZM154 135V134H153ZM112 135H111V133H110V137H111ZM144 136V135H143ZM163 136V135H162ZM161 136V137H162ZM105 136H103V138H104ZM107 137V136H106ZM150 137V136H149ZM164 137V136H163ZM107 138H109V136L107 137ZM144 139H146L145 138V136H144ZM148 139V138H147ZM163 139H165V138H163ZM109 140H111L110 138H109ZM109 140H108V143H110L109 142ZM133 140V142H134V139H132ZM157 140V139H156ZM162 140V139H161ZM154 142L153 143H155V139L153 140ZM164 142V141H163ZM107 143V142H106ZM117 143H119V141H117ZM117 143H116V146H117ZM129 143V142H128ZM135 143V142H134ZM133 143V144H134ZM161 143V142H160ZM120 144V143H119ZM121 144H123V148L125 149L122 153L124 154H118L119 156H121L122 158H123V156H125L126 155V157H125V160H127L128 158L131 160V158H132V161L131 162H133L134 161V159H133V157H135V153H134V151H135V149H136V147H135V149L133 150V149H131V148H128V149H126V146L124 145V143H121ZM136 144V143H135ZM162 144V143H161ZM110 145V144H109ZM113 145V144H112ZM164 145V144H163ZM122 146V145H121ZM121 146H117V148H120ZM133 146V145H132ZM160 146H162V145H160ZM110 147V146H109ZM108 147V148H109ZM131 147V146H130ZM134 147V146H133ZM111 148V147H110ZM108 149V150H111V149ZM122 149V148H121ZM118 151V150H117ZM113 151L111 150V153H112ZM120 152H121V150H120ZM113 153H115V152H113ZM117 155V156H118ZM123 155V156H122ZM106 156V155H105ZM116 156V155H115ZM120 157V158H121ZM128 157V158H127ZM127 158V159H126ZM136 158V157H135ZM128 159V160H129ZM104 164V163H103ZM104 166V165H103ZM262 217V216H261ZM264 220V219H263ZM262 223H264V222H262ZM250 226V225H249ZM248 226V227H249ZM243 227V226H242ZM247 227V228H248ZM258 229H260L259 227H258ZM112 230H114V229H112ZM107 232V231H106ZM257 232V231H256ZM262 232V231H261ZM116 234V233H115ZM256 234V233H255ZM108 236V235H107ZM258 240V239H257ZM244 242H246V240L245 241H242L241 242V244H240V249H242V247L244 246ZM264 242V241H263ZM73 243V242H72ZM75 243V242H74ZM256 244L257 243H255V244H252V246L251 247H248V249H247V246H244V250H248V254H250V256L249 257H245L246 259V263L248 264V261L249 262H251L252 260H253V257H254V254L257 252V249H258V246H259V244H257V246H256ZM245 247H246V249H245ZM207 252H211L210 250L209 251H207ZM78 253V252H77ZM209 254V253H208ZM215 253H213V252H211V254H209L208 256H207V258H210V257H212L213 255H214ZM248 254H245V255H248ZM253 254V255H252ZM207 255V254H206ZM82 256V255H81ZM243 256V255H242ZM78 257V256H77ZM243 258V257H242ZM257 258V257H256ZM82 259V258H81ZM105 260H104V263L103 264H133V262L129 259V258H127L124 262H117V261H115V260H113L112 258H110L109 256H108V258H104ZM262 259V260H261ZM261 259H258L257 261H259L260 262V264H264V257L263 258H261ZM207 260V259H206ZM75 261V260H74ZM78 261V260H77ZM81 261V260H80ZM85 261V260H84ZM255 261V260H254ZM253 261V262H254ZM83 262V261H82ZM78 263L77 262V264H85V263ZM252 262V263H253ZM258 262V263H259ZM74 264V263H73ZM101 264V263H100ZM234 264H236V263H234Z\"/></svg>",
    "mask_w": 264,
    "mask_h": 264
}]
</instances>
